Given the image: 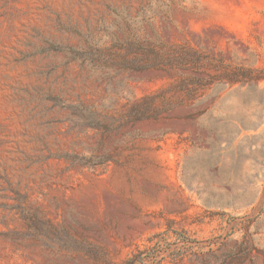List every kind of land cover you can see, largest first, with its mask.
<instances>
[{"label": "rangeland", "instance_id": "obj_1", "mask_svg": "<svg viewBox=\"0 0 264 264\" xmlns=\"http://www.w3.org/2000/svg\"><path fill=\"white\" fill-rule=\"evenodd\" d=\"M160 1L143 35L198 67L99 78L46 50L101 48L109 9L149 0H0V264H264V0ZM46 95L111 120L142 98L166 109L102 137L69 131ZM101 142L103 168L64 158ZM19 209L38 237H15Z\"/></svg>", "mask_w": 264, "mask_h": 264}, {"label": "trees", "instance_id": "obj_2", "mask_svg": "<svg viewBox=\"0 0 264 264\" xmlns=\"http://www.w3.org/2000/svg\"><path fill=\"white\" fill-rule=\"evenodd\" d=\"M155 7L160 13H164L167 8L165 2L160 0H149L145 5L139 7V11L134 18H130L127 14V9L122 8L120 11L116 9H109L110 13L118 20L112 22L116 33H106L110 38L109 44L103 47L92 46L87 49L78 47L77 49L70 47H60L58 45H51L46 52L52 51L55 54L63 53L68 56V63L74 62L79 67H88L92 71H98L99 78H112L120 72H134L143 73L150 71H166L167 69H176L178 71L186 70L189 65L192 69L198 67L200 55L196 54L191 58L188 53L180 50V52L172 51L171 53L164 52L161 47L163 45H156L154 41L143 35L141 23H148V20L153 18ZM121 23V24H120ZM243 78H249L247 74L249 70L239 68ZM228 78H234L233 75H228ZM229 79V80H230ZM188 80V79H187ZM194 84H200L202 79L194 78ZM233 80V79H232ZM186 79L181 78L177 84V89L185 90ZM41 100L52 102L54 107L60 110H65L67 116L66 121L70 124L69 131L77 129L81 131L84 129L98 130L103 137L112 130L120 129L127 124H134L139 121L156 119L158 114L165 110V105L161 109L154 108L152 105V98H142L140 102L132 103L127 112L117 120H111L107 116H103V112L99 111L94 106H84L81 103H69L64 101L59 96L46 95ZM50 110V109H47ZM62 122L54 121L48 122ZM102 142L96 148L91 149L96 154H65L64 158L71 166H79L83 168L95 169L103 168V166L112 160L113 155L110 153H103ZM100 153V154H99ZM20 219L24 222L26 232L14 234L16 238L32 237L36 238L40 233V220L37 215L26 209H19ZM183 239V237H181ZM189 242L190 239L184 238ZM144 258L142 252L129 258L125 264H137Z\"/></svg>", "mask_w": 264, "mask_h": 264}]
</instances>
